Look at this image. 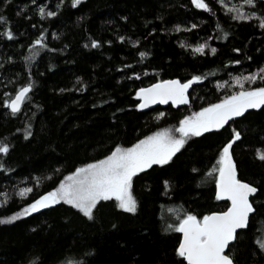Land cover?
<instances>
[{"label": "trees", "instance_id": "1", "mask_svg": "<svg viewBox=\"0 0 264 264\" xmlns=\"http://www.w3.org/2000/svg\"><path fill=\"white\" fill-rule=\"evenodd\" d=\"M209 2L212 13L196 9L191 0H81L75 8L64 0L57 17L41 19L30 0H0V14L16 34L12 41L0 36V140L13 146L0 159L12 169H0V193L10 198L6 206L0 205V216L25 202L15 195L19 187L32 186L29 197L35 198L74 166L101 158L115 144L128 146L159 128L177 126L184 115L230 94L232 76L264 66V29L258 27V20L233 21L218 0ZM58 3L37 0L54 11ZM255 10L264 14V4L258 3ZM190 22L198 27L186 30ZM216 23L229 33L227 38H215L223 35L214 30ZM177 24L181 30L171 31ZM45 29L49 48L34 46L39 49L36 59L25 62L23 57L33 51L28 45ZM120 35L125 41L117 39ZM92 39L101 41L100 45L86 47ZM205 40L217 48L216 53L206 49L205 54L193 55L191 48L180 43L195 45ZM235 48L241 51L234 52ZM140 51L149 55L141 58ZM230 60L241 63L229 64ZM133 71L140 73L139 79L129 78ZM29 72L34 81L31 102L12 116L3 104L4 93L12 95L27 82ZM192 74H203L205 80L192 86L189 105L145 111L133 107L139 103L136 88L156 79H186ZM225 81L228 86L218 89L217 83ZM159 112L165 115L157 119ZM27 123L32 124L33 135L24 139ZM233 126L243 134L234 145L239 175L258 187L254 202L261 207L230 251L236 264H264V253L254 243L264 234V161L255 157L257 148L264 149V110L248 111ZM226 137V130L193 137L168 165L154 166L134 177L136 213L106 201L101 202L97 219L89 221L61 203L0 224V264H36L38 258L43 264H176L179 258L174 248L180 234L163 231L166 222L174 221L181 207L202 215L226 206V201L214 199V177L204 176ZM164 179L172 185L167 194ZM170 207L176 212L169 213Z\"/></svg>", "mask_w": 264, "mask_h": 264}, {"label": "snow or ice", "instance_id": "2", "mask_svg": "<svg viewBox=\"0 0 264 264\" xmlns=\"http://www.w3.org/2000/svg\"><path fill=\"white\" fill-rule=\"evenodd\" d=\"M36 5L37 15L41 19L57 17L60 6L64 0H59L55 5L56 10H51L48 5L37 4V0H30ZM81 3V0H70L73 8ZM224 12L236 22H250L258 20V27L264 29V14L258 12L257 4H264V0H238V3H229L228 0H218ZM191 4L207 13H212L213 8L209 0H191ZM27 8V5L24 6ZM19 15V13H17ZM7 17L0 14V36L12 41L16 34L7 26ZM36 27V25H32ZM182 25H174L171 31H180ZM195 23H189L186 30L197 28ZM163 30V29H162ZM214 30H220L223 35L216 36V39H225L229 33L223 31L221 24L216 23ZM42 30L34 41L28 45L33 51L23 57L25 62L36 59L39 49H48L49 45L45 42V32ZM154 32L155 29H152ZM53 37L57 33L53 31ZM120 41H125V36L117 37ZM207 39H213L209 36ZM139 44V40L131 41ZM101 41L92 39L90 45L98 47ZM111 44V40L105 41ZM184 48H191L192 54H205L206 49L210 53H216L217 48L208 45L207 40L187 44L180 41ZM34 46H39L37 49ZM53 51H55L53 49ZM234 52L239 53L241 49L235 48ZM149 55L148 52L140 51L141 58ZM12 60V57L8 58ZM251 59V57H248ZM229 64H240V60H230ZM121 67H127L122 65ZM152 71H156L153 69ZM147 72V70H145ZM131 78H140V73L133 71ZM79 82L81 78L76 77ZM205 80L203 74H192L189 78L181 79L173 77L170 79H156L154 83L147 86L138 87L134 91V96L139 103L133 105L136 109H146L157 102L160 104L189 105V89L193 84ZM257 82L259 86L256 85ZM231 84L234 86L230 94L223 95L214 103H208L198 110L191 111L184 115L175 127L159 128L137 139L128 146L115 144L108 153L99 159L74 166V170L62 175L58 183L42 194L30 198L29 194L34 191L32 186L19 187L15 195L25 202L8 215L0 216V224L11 223L22 217L30 216L39 212L41 209L50 208L61 203L70 205L78 210L83 217L89 221L97 219L96 213L99 211L101 202L114 201L117 209L127 213L137 212V199L133 194V179L139 173L153 169L154 166H165L174 160L181 150L185 148L193 137H202L206 133L213 131L226 130L228 137L218 150L215 162L204 173L205 178L214 177L215 193L214 199L226 201L223 210L208 211L202 215L193 211L180 208L176 212L173 208H168L169 213L176 212L175 220L166 222L163 231H174L180 234L178 242L174 248L175 256L179 259L176 264H236L234 255L230 249L236 242L241 233H246L255 218L259 207L254 202V195L258 194L259 189L253 183L242 179L239 175V168L234 159V145L241 140L242 132L238 127L233 126L236 118L243 119L245 114L252 109L264 110V66L258 67L255 71L247 74L231 77ZM228 86V82L217 83V88ZM34 88V81L29 72V79L26 83L18 86L12 95L4 93L3 104L12 116H16L22 111L26 102L30 101V93ZM83 85L76 90L79 91ZM39 107V105H37ZM164 112L157 113V119L163 117ZM227 126V127H226ZM32 124L27 123L23 130V137L27 139L33 135ZM17 132L21 131L16 129ZM13 146L6 141L0 140V159L7 156ZM255 157L264 161V149L257 148ZM0 169L11 172L4 162H0ZM55 171H60L56 169ZM193 172L198 169L193 168ZM7 177H5L6 179ZM27 179V178H25ZM40 181L37 180V186ZM165 194L169 192L172 185L168 179L162 181ZM4 199L0 200V205L6 206L10 198L6 193H0ZM115 228L116 225L112 224ZM260 253H264V234L254 239ZM94 253V250H93ZM28 264H33L28 261ZM36 264H43L42 259H37ZM71 264V262H69Z\"/></svg>", "mask_w": 264, "mask_h": 264}, {"label": "water", "instance_id": "3", "mask_svg": "<svg viewBox=\"0 0 264 264\" xmlns=\"http://www.w3.org/2000/svg\"><path fill=\"white\" fill-rule=\"evenodd\" d=\"M194 85V84H193ZM191 89H192V87L189 89V92L191 91ZM138 99V98H137ZM139 101V100H138ZM168 105H171L172 107H174V108H177V107H183V106H186V105H172L171 104V102H169L168 104H160L159 102H157L156 104H154V105H150L148 108H146V109H141V110H149V109H153V108H155V107H161V108H164V107H167ZM252 110H254V109H252ZM249 111H251V110H249ZM237 119V118H236Z\"/></svg>", "mask_w": 264, "mask_h": 264}]
</instances>
